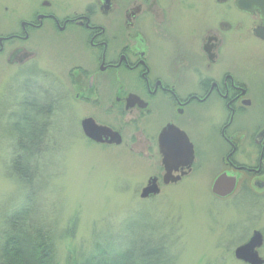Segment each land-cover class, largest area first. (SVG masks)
<instances>
[{"label": "flooded vegetation", "instance_id": "1", "mask_svg": "<svg viewBox=\"0 0 264 264\" xmlns=\"http://www.w3.org/2000/svg\"><path fill=\"white\" fill-rule=\"evenodd\" d=\"M20 1L13 23L0 30V68L12 67V101L0 106V122L20 123L39 92L45 145L55 144L51 127L60 128L67 114L77 122L78 136L83 120L92 117L118 131L122 143L85 140L124 146L154 161L152 176L161 188L203 170L213 174L211 190L220 176L235 181L225 197L212 191L215 200L229 203L238 196L264 203L263 9H241L237 0ZM40 45L58 55L61 76L39 58ZM49 74L59 76L56 94L36 80ZM102 113L111 120H102ZM170 125L192 146H179L174 129L162 137ZM13 140L17 156L18 135ZM192 153L191 167L177 164L173 173L181 179L166 185L165 157ZM260 213L257 219L264 217Z\"/></svg>", "mask_w": 264, "mask_h": 264}, {"label": "rangeland", "instance_id": "2", "mask_svg": "<svg viewBox=\"0 0 264 264\" xmlns=\"http://www.w3.org/2000/svg\"><path fill=\"white\" fill-rule=\"evenodd\" d=\"M21 3L0 0V30L13 23L12 10H19ZM38 54L61 76L62 63L55 52L40 45ZM57 75L49 74L46 81L37 76L36 80L56 94ZM11 76L12 67L1 65L0 106L11 105ZM79 112L84 114L83 109ZM102 116L104 121L111 120ZM73 118L67 114L60 128L51 127L49 139H55V144L45 145L42 171L32 182L13 166L17 154L13 128L5 125L10 119L1 120L0 246L3 233L11 228V218L19 210L27 211L29 205V221L46 232L50 229L60 264L82 257L97 244L139 254L159 245L170 264H246L235 257V250L255 230L264 232V217L257 219L264 211L263 202L238 196L229 203L215 200L213 174L203 170L177 185L162 184L160 194L143 199L141 193L157 167L155 162L132 156L124 146L88 142L83 131L78 136ZM260 249L264 258V246Z\"/></svg>", "mask_w": 264, "mask_h": 264}, {"label": "trees", "instance_id": "3", "mask_svg": "<svg viewBox=\"0 0 264 264\" xmlns=\"http://www.w3.org/2000/svg\"><path fill=\"white\" fill-rule=\"evenodd\" d=\"M34 96L33 103L25 105L26 110L21 115L20 123L13 125L11 130V134L19 137L17 144L19 154L13 166L28 182H32L34 176L42 171L41 156L45 148L44 98L39 92ZM50 101L51 109L53 106L51 96ZM25 209L27 211H17L10 220L11 228L8 227L9 230L3 233L0 264H60L50 229L46 232L41 227H35L34 223L37 222L29 221L31 208L27 205ZM151 246L139 254L135 250H112L97 244L96 247L93 246L95 249H90L80 258L69 260L67 264H170V258L164 252H160L159 245Z\"/></svg>", "mask_w": 264, "mask_h": 264}, {"label": "water", "instance_id": "4", "mask_svg": "<svg viewBox=\"0 0 264 264\" xmlns=\"http://www.w3.org/2000/svg\"><path fill=\"white\" fill-rule=\"evenodd\" d=\"M254 5H257L258 8L264 10V0H237V6L241 9L250 10ZM82 125L85 135L96 142H108L115 144L122 143V136L118 131H114L112 128L105 125H99L92 117L85 118ZM172 129H174L175 132H178L179 146L186 144L192 146L186 133L173 125H170L163 130L162 137L174 131ZM193 158V153L191 157L180 160L175 156H166L164 159V164L166 166L167 173L164 176V183L167 185L178 182L182 176H175L173 173L174 169L177 168V164L182 163L188 167H191ZM235 186V181L230 179V177L220 176L214 182L212 191L218 196L225 197L233 192ZM160 193L161 186L159 179L157 176H152L149 179L147 186L143 188L141 197L143 199H147L157 196ZM263 245L264 235L260 230H256L245 243L239 245L236 248L235 257L246 264H264V258L259 252V249Z\"/></svg>", "mask_w": 264, "mask_h": 264}]
</instances>
